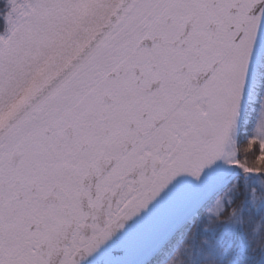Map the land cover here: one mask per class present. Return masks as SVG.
I'll return each mask as SVG.
<instances>
[{"label":"snow or ice","instance_id":"obj_1","mask_svg":"<svg viewBox=\"0 0 264 264\" xmlns=\"http://www.w3.org/2000/svg\"><path fill=\"white\" fill-rule=\"evenodd\" d=\"M0 264H264V0H0Z\"/></svg>","mask_w":264,"mask_h":264}]
</instances>
